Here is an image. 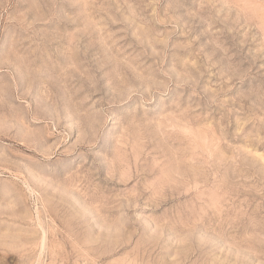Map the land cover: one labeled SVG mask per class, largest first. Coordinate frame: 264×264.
<instances>
[{
  "label": "rangeland",
  "instance_id": "rangeland-1",
  "mask_svg": "<svg viewBox=\"0 0 264 264\" xmlns=\"http://www.w3.org/2000/svg\"><path fill=\"white\" fill-rule=\"evenodd\" d=\"M0 264H264V0H0Z\"/></svg>",
  "mask_w": 264,
  "mask_h": 264
}]
</instances>
